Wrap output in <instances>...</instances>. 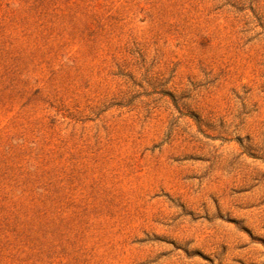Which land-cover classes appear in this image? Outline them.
<instances>
[{"label": "rangeland", "instance_id": "374dc122", "mask_svg": "<svg viewBox=\"0 0 264 264\" xmlns=\"http://www.w3.org/2000/svg\"><path fill=\"white\" fill-rule=\"evenodd\" d=\"M0 264H264V0H0Z\"/></svg>", "mask_w": 264, "mask_h": 264}]
</instances>
